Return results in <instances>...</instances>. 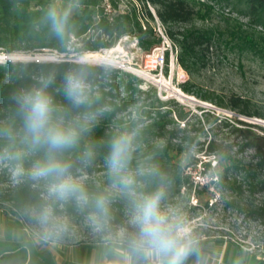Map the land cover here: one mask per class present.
I'll use <instances>...</instances> for the list:
<instances>
[{
  "label": "trees",
  "instance_id": "trees-1",
  "mask_svg": "<svg viewBox=\"0 0 264 264\" xmlns=\"http://www.w3.org/2000/svg\"><path fill=\"white\" fill-rule=\"evenodd\" d=\"M56 1L0 0V54L56 53L69 57L72 38L82 44L78 49L81 54L96 53L115 48L127 35L137 38L139 46L150 52L162 43L152 26L155 16L147 7L150 3L155 7L156 17L167 36L178 49L177 60L184 69L191 72L203 62V53L220 43L230 51L258 56L264 63V44L260 42H264V38L257 37L256 31L248 35L238 29L236 36L229 37L228 42L226 37L212 29H178V25L187 24L196 16L210 14L207 7H204V14L203 10H196L190 0H137L140 8L133 5L125 11L111 0V13L106 11L104 0H77L80 13L68 16L63 35L53 30L48 15L49 6ZM234 10L248 19L249 26L264 30V0H235ZM93 26L99 32L94 38L88 35ZM81 67L86 71L87 99L77 106L66 98L63 78L65 73ZM49 75H54V82L46 89L53 101V123L72 126L79 133L76 145L63 150L59 159L71 165V176L78 171H86L89 175L99 172L104 173L105 180L81 187L88 197L87 204L78 206L79 202L71 196L64 204L69 215L76 216L80 212L84 216H94L103 226L108 222L113 231L124 226L126 194L119 186L115 188L122 194L120 198H113L108 192L109 187H114V178L107 168L106 157L111 141L127 134L133 145L128 169L136 181L135 194L141 198L161 189L173 196L180 194L182 189L188 195L200 196L213 186L222 195L232 194L233 200L228 205H245L244 211L249 218L264 221V202L256 204L253 200L257 195L264 197V136L252 130L254 125L238 121L246 126L240 128L237 123L232 125L221 120L218 126L228 129L226 136L220 141L212 137L205 145L201 139L206 133L208 119H199L185 107L179 104L175 107L174 102L163 101L153 87L143 89L144 81L133 73L102 65L82 66L74 61L0 60V157H9L10 164L22 173L15 184L1 189L0 193V199L9 204L13 214L41 212L50 203L37 181L29 176L37 162L45 158L46 148L32 146L14 99L22 92L41 87L42 78ZM182 90L247 117H264L252 112L250 102L239 97L231 96L225 103L216 101L210 93L194 92L190 84H185ZM92 119V124L86 123ZM89 152L92 154L91 163L84 159ZM196 152L204 153L208 158L213 156L220 167L210 184L202 187L195 186L191 176L186 174V168L177 162V157H184L190 166L200 163L206 174L212 170V161L205 162L197 157ZM247 152L250 154L246 156ZM5 182V175L0 172V185ZM42 182L50 187L57 183L52 176L42 178ZM101 195L108 200L106 214L95 208V199ZM243 201L247 203L242 204ZM60 205L54 204L55 213ZM214 240L215 243L224 242V239ZM200 242L199 247L204 244ZM139 257L144 261L143 256ZM109 258L111 262L114 260L112 256ZM198 258L199 253L190 256L186 264H192ZM226 264H264V260L229 242Z\"/></svg>",
  "mask_w": 264,
  "mask_h": 264
},
{
  "label": "rangeland",
  "instance_id": "rangeland-1",
  "mask_svg": "<svg viewBox=\"0 0 264 264\" xmlns=\"http://www.w3.org/2000/svg\"><path fill=\"white\" fill-rule=\"evenodd\" d=\"M110 2L104 0V4L108 5ZM115 2L121 11L128 10L133 5L137 8L141 6L137 0H115ZM190 2L196 10H203L202 14H204V7H207L210 14L196 16L189 23L178 25L180 30L212 29L228 40L229 37L236 36L238 29H243L242 34L248 32V35H253L256 31L257 37L264 38L262 28L249 26L248 19L236 13L235 0H229V2L190 0ZM53 6L61 13L70 10L69 16L80 13L77 0H58L49 8ZM147 7L155 16L152 26L160 36L162 33L165 34L164 26L156 17L155 7L150 3ZM107 10L113 11V7L111 9L107 7ZM98 34L99 32L93 26L88 35L94 38ZM260 42L264 44L263 41ZM81 46L78 40L72 38L69 57L56 53L44 54H50L53 56L50 59L57 62H78L80 58L90 56L98 60L104 57L105 60L89 64L117 68L137 75L144 81L143 89L153 87L163 101H172L175 107L179 104L199 119L209 120V123L206 122V133L201 139L205 145L212 137H217L216 139L220 141L226 136L224 134L228 129L218 126L221 120L232 125L237 123L236 126L240 128L246 126L238 121L252 124L254 125L252 130L264 136V117L263 119L247 117L227 107L203 101L182 90L185 84H190L194 92L210 93L213 99L225 103L231 96L239 97L250 102L252 112H258L264 116V63L258 56L247 52L241 54L238 51H230L223 46V43H220L216 48L205 51L202 56L203 62L190 72L179 65L178 49L172 42L173 51L172 48L165 47L168 50L166 51L168 61L165 59L164 66V77L167 82L163 84L156 82L163 77L159 72L150 73L145 69L146 55L163 48V44L146 52L139 46L137 38L127 35L119 40L113 53L101 50L96 53L81 54L78 51ZM6 55L8 54H0V58L4 56V58H10ZM204 115L207 116L204 117ZM91 122L93 119L86 123L92 124ZM196 128L199 129L200 126ZM196 154L205 162L211 160L212 170L205 174L200 163L197 166H190L184 157H177V162L186 168V174L191 176L195 186L209 185L220 167L216 165L217 160L213 156L208 158L204 153L196 152ZM249 154L250 152H247L245 155ZM0 172L5 175L6 180L3 185H0V193L1 189H8L15 184L17 177L22 174L17 167L10 164L9 157H0ZM32 172L33 170L29 172V176L33 178ZM71 179L80 188L89 182L100 184L105 181L104 173L96 172L89 175L86 171H78L75 176H71ZM34 180L44 191L46 200L50 202L46 207L51 212L49 220L46 224H41L38 220L41 212L35 211L15 215L10 211L9 204L0 199V264H114L116 261L122 264L123 255L130 250V240L138 233V227L135 224L134 200L141 199L140 195L135 194V197L126 195L124 226H119L117 231H113L108 222L103 226L94 216H84L80 212L76 216L69 215L64 204L70 200L71 196L59 199L50 192V186L43 185L42 178ZM108 192L113 198H120L122 195L115 187H109ZM230 200H233L232 194L222 195L213 186L200 196H194L193 193L188 195L184 189L174 196L171 193H164L160 203L161 211L172 223L191 228L192 234L198 241L199 258L192 264H226L229 242L242 246L244 252L264 260V221H253L246 215L245 205H228ZM253 200L256 204H261L264 202V197L257 195ZM246 203L242 202V204ZM54 204H61L58 213L54 212ZM214 239H224V242L215 243ZM200 241L204 244L199 247ZM110 256L114 259L112 262ZM139 258V256L136 257L137 264H143L144 261Z\"/></svg>",
  "mask_w": 264,
  "mask_h": 264
},
{
  "label": "clouds",
  "instance_id": "clouds-1",
  "mask_svg": "<svg viewBox=\"0 0 264 264\" xmlns=\"http://www.w3.org/2000/svg\"><path fill=\"white\" fill-rule=\"evenodd\" d=\"M69 11L59 12L55 6L49 10L53 30L63 35ZM81 65L89 64L87 59ZM64 92L66 98L74 105H81L87 99L86 71L83 67L64 75ZM54 82V75L42 78L41 87L22 92L14 97L19 115L23 119L24 131L30 138L33 147L44 146L45 158L34 166V179L52 176L54 183L50 192L59 199L74 196L81 204H87L88 197L78 184L72 181L71 165L59 159L63 150L76 145L79 133L72 126L53 123L54 111L51 96L46 89ZM87 118V117H86ZM133 151L132 138L127 135L115 137L110 144V152L106 157L109 173L113 176V186H119L126 195L135 197L134 177L128 169ZM92 154H85V161L91 163ZM163 190L134 200L135 224L138 233L129 242V252L123 255L122 264H137L136 257L143 256V264H186L190 256L198 255V241L191 228L182 224H174L160 209ZM108 200L105 196L95 199V208L101 214L107 213ZM50 209L44 208L38 216L41 224H46L50 217ZM115 264H121L116 261Z\"/></svg>",
  "mask_w": 264,
  "mask_h": 264
},
{
  "label": "built area",
  "instance_id": "built-area-1",
  "mask_svg": "<svg viewBox=\"0 0 264 264\" xmlns=\"http://www.w3.org/2000/svg\"><path fill=\"white\" fill-rule=\"evenodd\" d=\"M109 2H110V0H109ZM110 3L108 5L106 3L104 4L106 11L108 13L112 12L110 10L109 11L107 10V7H109L110 9L112 8V5ZM160 37L162 38L161 44H163V48H159L156 51H154L152 53H148L146 55L145 69L148 70L150 73L159 72L160 76H164L165 59H167L166 58V51H168V50H166L167 48H165V47L168 46L169 48H172V51H173V46H172V42L170 41V39L166 33L165 34L162 33Z\"/></svg>",
  "mask_w": 264,
  "mask_h": 264
},
{
  "label": "bare ground",
  "instance_id": "bare-ground-1",
  "mask_svg": "<svg viewBox=\"0 0 264 264\" xmlns=\"http://www.w3.org/2000/svg\"><path fill=\"white\" fill-rule=\"evenodd\" d=\"M107 51V53H113L114 52V48L113 49H109V50H105ZM6 56H13V57H19L21 58L22 60H26V56L28 57H38V58H43V59H50L51 56L50 54H36V55H24V54H8ZM5 57V56H4ZM82 59H87L89 61V63H97L99 60H105V58H100L99 60L96 58V57H93V56H90V57H82L80 58V60L78 62H80ZM150 75V74H149ZM157 78V77H156ZM156 82H159V83H163V84H166L167 80L166 78L163 76L162 79L160 80H157Z\"/></svg>",
  "mask_w": 264,
  "mask_h": 264
},
{
  "label": "water",
  "instance_id": "water-1",
  "mask_svg": "<svg viewBox=\"0 0 264 264\" xmlns=\"http://www.w3.org/2000/svg\"><path fill=\"white\" fill-rule=\"evenodd\" d=\"M25 59L26 60H22L18 56L17 57L10 56V58H4V57L0 58V60H17V61H52L51 59H43V58H38L36 56L35 57H27L26 56ZM185 98L192 100L191 98H187V97H185Z\"/></svg>",
  "mask_w": 264,
  "mask_h": 264
}]
</instances>
